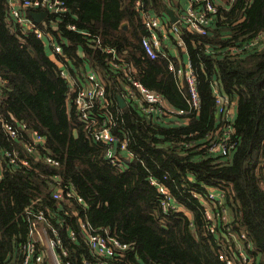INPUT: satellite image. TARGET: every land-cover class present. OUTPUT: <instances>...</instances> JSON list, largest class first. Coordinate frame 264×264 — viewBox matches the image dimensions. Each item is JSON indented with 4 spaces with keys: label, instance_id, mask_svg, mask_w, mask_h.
I'll return each mask as SVG.
<instances>
[{
    "label": "trees",
    "instance_id": "obj_1",
    "mask_svg": "<svg viewBox=\"0 0 264 264\" xmlns=\"http://www.w3.org/2000/svg\"><path fill=\"white\" fill-rule=\"evenodd\" d=\"M61 1L69 12L48 14L37 26L52 34L77 73L92 68L100 74L113 116L111 134L126 140V149L120 151L119 168L107 158L106 147L90 139L75 114L69 84L49 58L46 40L22 33L10 17L8 0H0V264L22 263L20 249L38 211L57 231L71 264L93 262L84 240L69 238V230L78 232V220L130 245L115 264H225L218 255L229 254L225 248L232 250L234 244L220 246L221 235L208 230L204 203L193 196L205 199L209 187L224 193L229 228L245 235L252 264H264V0H214L217 11L206 35L178 27L195 74L199 109L185 118L161 120L129 100L118 106L117 96L124 98L125 88L132 87L130 76L169 107L188 108L186 89L179 91L167 62L151 60L143 51L147 32L136 0ZM142 4L166 26L171 22L167 10L179 17L184 8L173 0ZM70 24L90 36L67 31ZM169 38L176 48L177 36ZM214 82L235 103L231 137L237 146L227 156L206 148L227 124L226 115L216 113ZM100 117L103 113H97V121ZM6 122L18 130L16 138H9ZM35 133L43 142H33ZM5 151L17 152L28 166L10 165ZM126 152L133 157L125 158ZM46 157L59 165L47 164ZM54 175L71 185L82 202L54 200L49 181ZM151 178L167 187L174 209L162 210V196ZM228 224L219 221V234Z\"/></svg>",
    "mask_w": 264,
    "mask_h": 264
},
{
    "label": "built area",
    "instance_id": "obj_2",
    "mask_svg": "<svg viewBox=\"0 0 264 264\" xmlns=\"http://www.w3.org/2000/svg\"><path fill=\"white\" fill-rule=\"evenodd\" d=\"M229 1L232 2L234 0ZM8 2L10 17L15 24L22 28V33L32 32L37 38L46 40L49 47V58L58 66L60 77L66 80L71 93L74 94L72 104L78 120L88 132L91 140L106 147V156L110 162L120 168L122 165L120 155L123 154L120 151L126 149V140H120L111 134L110 124L113 116L110 113V101L106 96L105 84L100 74L92 68L77 73L74 70V66L70 65L68 56L63 53L61 45L53 40L52 34L37 26L44 21L48 14L62 17L68 13L69 11L65 4L61 0H8ZM134 8L138 12L141 23L147 32V35L141 40L144 53L151 60L161 58L167 62V71L172 75L179 91L182 92L183 89H186L188 108L186 110H175L169 107L161 95L145 88L134 78H130V76L128 79H130L132 87L128 86L125 88L126 94L123 95L124 98L122 99L124 101L129 100L134 104L138 103L141 112L155 120H161L162 117L172 119V116H184L185 118L199 109L195 74L189 62L184 63L178 60L177 65L173 63L169 55L164 51L163 40L168 39L170 35L177 36L176 48L184 50V43L177 35L179 26H184L190 32L206 35L211 17L217 11L215 2L214 0H188L179 17H176L174 23L170 22L169 26L163 24L153 11L145 10L142 0H136ZM38 12H44L45 16L39 23H35L30 14ZM66 30L83 36H90L87 32L78 30L73 24L67 25ZM262 36L264 38V35ZM95 42L99 43L97 39H95ZM105 52L114 54L111 49H106ZM3 82L0 76V88ZM212 90L215 95L216 113L220 116L225 114L227 124L223 127V130L221 128V136L214 140L210 139L209 143L206 144V148L210 154L227 156L237 146V141L231 137L233 134L231 124L234 118L235 103L228 101L227 98L221 95L215 82L212 83ZM97 113H103L104 115V117H100L99 121H97ZM4 128L9 138L17 137L18 130L10 123L6 122ZM43 139L44 137L37 133L33 136L34 143H41ZM116 144L119 146V150H117ZM194 145L185 144L186 147H193ZM26 148L28 152L31 151L30 145L26 146ZM4 156L10 165L28 166L27 161L19 159L18 153L15 151H5ZM132 157V153H127L125 156V158L130 159ZM44 160L51 166L59 165L51 157H46ZM50 179V183L55 188L52 194L54 200L60 201L75 198L77 202H82L80 198L75 197L73 187L64 185L60 176L54 175ZM149 183L155 186L158 194L162 196V210L166 212L169 209H174L173 199L167 187L153 178L149 179ZM193 196L204 203L208 230L211 234L221 235L220 246L225 248L231 243L234 244L232 249H235L234 253L232 254L231 249L227 250L225 248L229 254L220 252L218 255L219 259L225 264H252L251 258L246 254V250L251 249V245L245 241V235L242 233L236 235L229 228L230 219L224 193L214 187H209L205 199L197 194ZM33 217V220L28 223L27 243L20 249L21 264H71L68 260V252L63 248L58 233L50 224L49 219L45 217L42 211H38ZM220 220L222 223L228 224L226 231L224 228L221 234L217 231V225ZM78 225L77 233L69 230V238L72 241H76L78 235L86 243L93 262L84 261V264H115L120 258H123L124 253L130 248V245L123 244L117 239L110 237L107 229L99 233L94 231L88 223L80 220H78Z\"/></svg>",
    "mask_w": 264,
    "mask_h": 264
},
{
    "label": "crops",
    "instance_id": "obj_3",
    "mask_svg": "<svg viewBox=\"0 0 264 264\" xmlns=\"http://www.w3.org/2000/svg\"><path fill=\"white\" fill-rule=\"evenodd\" d=\"M178 2L181 3L183 5V7H185L186 4H187L185 0H173L174 4H177ZM163 43H164V45H163L164 48L167 50V52L171 56H173V58H175L177 60H180V61H182L184 63L189 62L188 56L186 55L185 49L183 50V49L175 48L173 43L170 41V38H168L166 40H163Z\"/></svg>",
    "mask_w": 264,
    "mask_h": 264
},
{
    "label": "water",
    "instance_id": "obj_4",
    "mask_svg": "<svg viewBox=\"0 0 264 264\" xmlns=\"http://www.w3.org/2000/svg\"><path fill=\"white\" fill-rule=\"evenodd\" d=\"M167 15L170 18L171 23H174L176 21V17L172 11L167 10ZM30 16L34 20L35 23H39L44 18L45 13L44 12L31 13ZM117 101H118L119 107H121V108L124 107L125 101L122 99V97L117 96ZM73 135H74V137H77V132L74 131Z\"/></svg>",
    "mask_w": 264,
    "mask_h": 264
}]
</instances>
